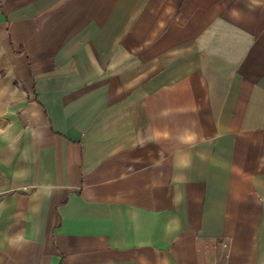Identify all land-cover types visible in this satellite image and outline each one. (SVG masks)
Listing matches in <instances>:
<instances>
[{
    "label": "crops",
    "instance_id": "crops-1",
    "mask_svg": "<svg viewBox=\"0 0 264 264\" xmlns=\"http://www.w3.org/2000/svg\"><path fill=\"white\" fill-rule=\"evenodd\" d=\"M0 264H264V0H0Z\"/></svg>",
    "mask_w": 264,
    "mask_h": 264
}]
</instances>
